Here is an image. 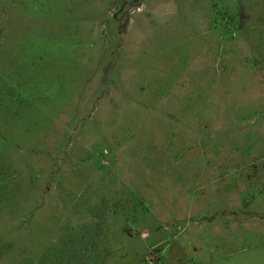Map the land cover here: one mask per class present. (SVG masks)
<instances>
[{
  "label": "rangeland",
  "instance_id": "obj_1",
  "mask_svg": "<svg viewBox=\"0 0 264 264\" xmlns=\"http://www.w3.org/2000/svg\"><path fill=\"white\" fill-rule=\"evenodd\" d=\"M0 264H264V0H0Z\"/></svg>",
  "mask_w": 264,
  "mask_h": 264
}]
</instances>
